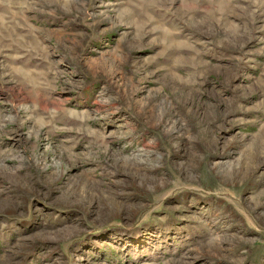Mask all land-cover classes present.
<instances>
[{"label": "rangeland", "instance_id": "374dc122", "mask_svg": "<svg viewBox=\"0 0 264 264\" xmlns=\"http://www.w3.org/2000/svg\"><path fill=\"white\" fill-rule=\"evenodd\" d=\"M0 264H264V0H0Z\"/></svg>", "mask_w": 264, "mask_h": 264}]
</instances>
